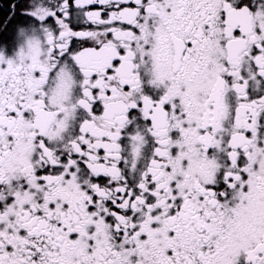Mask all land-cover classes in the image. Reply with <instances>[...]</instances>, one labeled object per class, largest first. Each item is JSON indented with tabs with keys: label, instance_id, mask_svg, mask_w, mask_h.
<instances>
[{
	"label": "snow or ice",
	"instance_id": "snow-or-ice-1",
	"mask_svg": "<svg viewBox=\"0 0 264 264\" xmlns=\"http://www.w3.org/2000/svg\"><path fill=\"white\" fill-rule=\"evenodd\" d=\"M0 264H264V0H0Z\"/></svg>",
	"mask_w": 264,
	"mask_h": 264
}]
</instances>
